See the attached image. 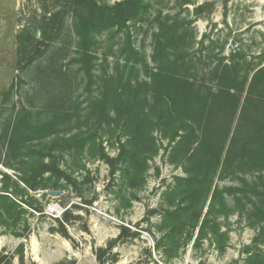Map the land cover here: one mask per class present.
Masks as SVG:
<instances>
[{
	"label": "trees",
	"instance_id": "16d2710c",
	"mask_svg": "<svg viewBox=\"0 0 264 264\" xmlns=\"http://www.w3.org/2000/svg\"><path fill=\"white\" fill-rule=\"evenodd\" d=\"M151 1L108 5L64 0L63 12L57 8L18 35L22 81L59 46L69 15L75 36L72 61L86 82L88 97L80 102L69 92L45 120L22 108L3 123L0 163L20 176L18 182L5 176L0 212L17 219L20 206L8 194L64 191L75 179L61 168L62 162L80 163L87 154L122 163L127 185L135 187L138 180L143 185L144 164L159 155L163 140L168 142V163L182 168L184 175L176 176L164 194L168 208L156 225L161 234L157 248L169 253L192 241L197 248L209 239L224 252L220 219L234 213L260 228L255 244L264 245V52L254 57L236 48L226 54L224 48L217 52L215 43L205 47L204 39L195 50L194 38L177 17L159 15L149 61L134 47L128 23L145 21ZM123 33L112 71L107 67L97 76L102 37ZM16 88L13 82L2 96L9 99ZM118 132L120 153L113 160L98 139ZM58 232L70 239L64 224ZM245 264H264V249L249 255Z\"/></svg>",
	"mask_w": 264,
	"mask_h": 264
},
{
	"label": "rangeland",
	"instance_id": "374dc122",
	"mask_svg": "<svg viewBox=\"0 0 264 264\" xmlns=\"http://www.w3.org/2000/svg\"><path fill=\"white\" fill-rule=\"evenodd\" d=\"M98 1L114 5L122 0ZM151 2L153 7L145 21L128 23L134 47L149 61L153 50L152 33L159 15L177 17L188 29L190 39L194 38L195 50L200 48L196 43L204 39L205 47L212 42L217 52L224 48L226 54L236 48L254 57L264 52V0ZM64 6V0H0V135L3 123L22 108L32 110L45 120L50 110L61 102V97L69 92L79 96L80 102L88 97L86 82L72 61L75 36L69 15L59 46L51 51L49 60L36 64L27 77L19 79L18 35L30 30L37 19L59 10L57 8H62L60 12H63ZM124 38L125 33L102 37L97 76L103 74L104 68L112 71ZM13 82L18 88L6 99L2 95ZM118 137L119 132L98 139L113 160L120 153ZM161 142L164 148L159 155L144 164L146 181L143 185H139L138 180L135 187L128 186L122 163H110L90 154L80 163L72 159L62 162L61 168L75 181L57 197L50 196L52 190L31 191L20 182L21 187L27 189L26 193L8 194L20 206L17 219L9 218L3 210L0 212V264H245L249 255L264 249V245L256 247L255 244L260 228L249 226L239 213L220 219L221 231L226 234L222 238L224 252L209 239L197 248L192 241L185 248L169 253L157 248L161 234L156 225L168 208L164 194L174 185L176 176L184 175L182 168L168 163L165 151L168 142ZM97 151L98 146L94 153ZM5 156L4 147L2 159ZM113 170H117L116 174H112ZM5 176L11 182H18L20 175L0 163V190ZM227 184L229 182L223 185ZM50 204L59 205L61 214H52L47 209ZM61 224L70 239L58 232ZM124 228L126 235L120 237Z\"/></svg>",
	"mask_w": 264,
	"mask_h": 264
},
{
	"label": "built area",
	"instance_id": "2783aa9c",
	"mask_svg": "<svg viewBox=\"0 0 264 264\" xmlns=\"http://www.w3.org/2000/svg\"><path fill=\"white\" fill-rule=\"evenodd\" d=\"M52 214H61V207L59 205L50 204L47 208Z\"/></svg>",
	"mask_w": 264,
	"mask_h": 264
},
{
	"label": "water",
	"instance_id": "95a60500",
	"mask_svg": "<svg viewBox=\"0 0 264 264\" xmlns=\"http://www.w3.org/2000/svg\"><path fill=\"white\" fill-rule=\"evenodd\" d=\"M59 194H61L60 191H51V192H50V196H51V197H57V196H59Z\"/></svg>",
	"mask_w": 264,
	"mask_h": 264
}]
</instances>
